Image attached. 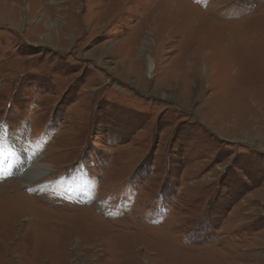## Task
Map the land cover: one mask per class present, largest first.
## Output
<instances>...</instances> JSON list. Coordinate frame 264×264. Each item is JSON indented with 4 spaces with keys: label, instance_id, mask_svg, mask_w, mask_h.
I'll use <instances>...</instances> for the list:
<instances>
[{
    "label": "rangeland",
    "instance_id": "1",
    "mask_svg": "<svg viewBox=\"0 0 264 264\" xmlns=\"http://www.w3.org/2000/svg\"><path fill=\"white\" fill-rule=\"evenodd\" d=\"M183 1L0 0V264H264V0Z\"/></svg>",
    "mask_w": 264,
    "mask_h": 264
},
{
    "label": "bare ground",
    "instance_id": "2",
    "mask_svg": "<svg viewBox=\"0 0 264 264\" xmlns=\"http://www.w3.org/2000/svg\"><path fill=\"white\" fill-rule=\"evenodd\" d=\"M160 9H159V14L160 15H163L162 17L164 18L165 16L167 17L168 15L169 16H171V14L174 12V11H176L178 8L177 7H180V5H181V7L183 6V7H185V6H187V7H189L190 8V6L189 5H187L183 0H165V1H162V0H160ZM178 4H180V5H178ZM182 7V8H183ZM163 8H166L165 10H163ZM186 11V10H185ZM192 11V10H191ZM178 16H180V15H178ZM161 17V16H160ZM177 19H178V17H177ZM180 21H183V18H180ZM190 24H191V22H190ZM212 24V23H211ZM204 40H206V38H204ZM151 69H152V67H153V64L151 63ZM12 143V145H13V142H11ZM18 144V143H17ZM14 147V146H13ZM13 150L16 152V151H19L20 153H15V154H18L19 155V160H20V162H19V164H21V166L23 165V163H26L27 162V160L29 159V158H27V156H26V154L24 153V152H22V151H20L19 150V148L18 147H14L13 148ZM14 164H12V166H13ZM49 169V166L48 165H45V164H42V163H38L37 165H35L31 170H30V172H29V174H31V175H35L36 177H38V176H40V175H42L45 171H47ZM52 169V168H51ZM50 169V170H51Z\"/></svg>",
    "mask_w": 264,
    "mask_h": 264
}]
</instances>
